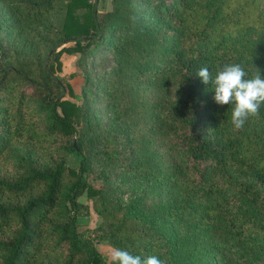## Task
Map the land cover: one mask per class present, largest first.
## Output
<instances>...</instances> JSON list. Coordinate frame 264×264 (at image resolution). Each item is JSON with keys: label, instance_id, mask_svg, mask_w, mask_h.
I'll use <instances>...</instances> for the list:
<instances>
[{"label": "trees", "instance_id": "1", "mask_svg": "<svg viewBox=\"0 0 264 264\" xmlns=\"http://www.w3.org/2000/svg\"><path fill=\"white\" fill-rule=\"evenodd\" d=\"M110 1L111 10L99 14L83 0H0V264H104L77 231L85 209L79 198L100 192L86 180L89 164L76 129L82 110L63 98L72 93L55 73L62 54L87 51L93 59L110 49L121 73L131 59L125 48L141 36L135 33L147 15L167 44L166 62L161 71L157 61L138 63L137 73L165 87L162 134L189 188L173 207L179 221L169 219L172 207L164 211L167 234L152 239L133 218L127 226L105 215L106 237L113 248L142 258L152 241L157 246L150 254L161 250L157 257H168L165 264H183L171 253L186 243L179 228L194 224L210 230L192 245L201 243V254L212 259L206 264H264V104L237 129L233 105L216 104L211 86L197 75L202 66L215 74L239 63L248 77L264 76V0H138L146 2L142 7L137 0ZM60 10L62 20L54 22ZM34 39L46 50L43 60L31 47ZM16 40L19 49L6 47ZM143 51H132L133 58ZM68 153L76 170L66 164ZM207 172L220 173L225 183L205 190Z\"/></svg>", "mask_w": 264, "mask_h": 264}, {"label": "rangeland", "instance_id": "2", "mask_svg": "<svg viewBox=\"0 0 264 264\" xmlns=\"http://www.w3.org/2000/svg\"><path fill=\"white\" fill-rule=\"evenodd\" d=\"M83 2L94 4L99 14L109 12L112 6L110 0ZM134 2L140 7L146 4L138 0ZM82 12L80 8L75 13L80 16ZM62 17L60 10L53 16L54 22L59 23ZM152 21L149 15L143 17L141 32L135 33L141 36L125 48L131 50L127 54L131 59L129 65L123 62L121 73L117 70V55L111 49L93 59L87 51L75 55L62 54L59 59L60 70L55 73L62 82L69 85L72 95L79 96V99H74L65 91L63 98L82 110L76 129L82 142L83 155L89 164L86 180L100 192L96 199L85 195L79 198V203L85 209L83 215L77 218V231L83 240L93 244L104 264H112L110 253L113 247L106 237L110 229L109 221L103 219V216L107 215L115 221L125 219L127 226L128 219L133 218L139 230L143 229L144 234L157 239L162 233L167 234L168 222L165 224L164 218L167 216L164 213L167 206L172 207L169 219L172 222L179 221L173 207L178 205L177 201L182 200L189 188L183 167L173 152L166 148L162 134L161 114L165 87L160 80H152L149 73H137L143 68L138 67L139 64L157 61L156 68L161 71L166 62L162 49L167 44L162 43L154 29H150ZM133 36L131 34L127 39L124 37L122 41L127 43ZM6 47L19 49L18 40L15 44H6ZM31 47L39 53L41 60L45 58L46 50L37 46L36 39L31 42ZM138 47H144L145 51L139 53L142 56L138 55L134 59L136 55L132 51ZM65 161L68 167L77 169L75 155L68 153ZM203 179L205 190L225 183L220 173L207 172ZM229 182H232L231 178ZM230 195H233L231 191L224 197L229 198ZM237 203L240 204L241 200H237ZM139 219L148 221L147 226ZM179 231L186 243H181L179 252L171 253L173 258L183 264H191L196 254H199L196 264H206L212 260L199 251L201 243L192 246L199 239L197 237L209 233V229H201L192 224L188 229L185 226L179 228ZM156 246V243L147 241L142 255L148 257L164 254L161 250L150 254V248ZM186 248L189 249L185 251ZM167 259L161 258L163 261Z\"/></svg>", "mask_w": 264, "mask_h": 264}, {"label": "clouds", "instance_id": "3", "mask_svg": "<svg viewBox=\"0 0 264 264\" xmlns=\"http://www.w3.org/2000/svg\"><path fill=\"white\" fill-rule=\"evenodd\" d=\"M205 85L214 91V101L218 105H233L231 123L239 129L249 117L259 113L264 104V76L258 71L251 77L239 63L225 64L213 74L208 66H202L197 72ZM112 264H165V261L153 255L142 258L127 250L112 248L110 253Z\"/></svg>", "mask_w": 264, "mask_h": 264}]
</instances>
